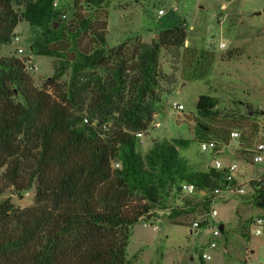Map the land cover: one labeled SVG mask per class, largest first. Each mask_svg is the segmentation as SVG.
<instances>
[{
  "label": "trees",
  "instance_id": "obj_1",
  "mask_svg": "<svg viewBox=\"0 0 264 264\" xmlns=\"http://www.w3.org/2000/svg\"><path fill=\"white\" fill-rule=\"evenodd\" d=\"M84 1L101 9L107 0ZM52 2L0 0V47L24 21L43 30L36 55L83 67V77L73 74L63 91L54 85L65 70L60 63L38 89L22 60L0 57V194L33 190L25 208L0 202V264H128L130 228L164 190L218 186L210 172L186 171L172 145L155 144L143 159L135 151L133 133L148 129L175 83L160 68L159 52L176 61L186 27L181 20L149 44L135 39L107 48L103 10L82 15L77 7L63 24ZM214 108L211 97L198 96V116L214 117ZM202 199L208 206L211 198ZM253 202L264 209V195Z\"/></svg>",
  "mask_w": 264,
  "mask_h": 264
},
{
  "label": "rangeland",
  "instance_id": "obj_2",
  "mask_svg": "<svg viewBox=\"0 0 264 264\" xmlns=\"http://www.w3.org/2000/svg\"><path fill=\"white\" fill-rule=\"evenodd\" d=\"M88 5L84 0H56L53 8L63 24L71 21L77 7L82 15L95 11L101 15L103 10L107 48L135 39L149 44L156 41L161 30L181 20L185 24L186 38L178 59L172 60L164 51L158 55L160 68L172 75L175 83L171 94L162 96L155 105L141 141L135 142L141 159L155 144L172 145L186 171L210 172L213 184L219 185L220 176L211 167V157L199 149L197 140L202 136L227 142L220 155L237 162L242 178L264 169V163L254 168L248 164L249 148L260 136L264 117V0H107L101 9ZM157 7L164 10L158 18ZM42 33V29L20 21L12 33L18 41L11 39L1 46L0 57L22 60L38 89H45L59 64L64 63L65 70L54 81L64 91L73 74L83 77V67L74 61L36 55L32 48L42 41ZM66 54L71 58L72 53ZM200 95L214 100V117L196 114L195 102ZM173 103L183 109H174ZM232 130L239 133L238 141L229 139ZM175 186L164 190L148 216L130 228L125 248L128 264H264V225L259 235L250 228L253 219H264L254 198L234 195L207 206L202 197L210 199L211 191H202L200 198L187 196ZM7 198L15 208L22 209L32 204L33 190L20 196L11 190L0 194V202ZM210 209L216 216L208 220V225L193 229L191 224L204 223ZM219 222L227 225L228 232L214 238L211 231ZM211 241L215 247L208 249ZM195 247L206 252L210 260L203 261L194 254Z\"/></svg>",
  "mask_w": 264,
  "mask_h": 264
},
{
  "label": "built area",
  "instance_id": "obj_3",
  "mask_svg": "<svg viewBox=\"0 0 264 264\" xmlns=\"http://www.w3.org/2000/svg\"><path fill=\"white\" fill-rule=\"evenodd\" d=\"M52 6H56V0H53ZM164 15V10L161 7L155 8V16L156 18ZM18 38L16 36L12 37V42H17ZM223 46V45H221ZM17 52H21L19 48H16ZM172 107L178 111L182 110L183 107L180 104L173 103ZM134 138L137 141H141L143 138V132L133 133ZM229 139L238 141L239 133L236 130H232L228 133ZM200 151L205 152L211 157V167L215 173L220 176V184L215 187L211 192V201L208 204L209 206L213 202H220L222 200L227 199L230 196H238L246 198H255L259 194L264 195V169L260 172L254 174L253 177L242 178L239 172V167L237 162L233 160H225L220 155L223 150L227 147L225 141L215 139L212 137H199L197 140ZM250 154L248 159V164L251 167L259 166L264 163V117H263V127L260 131V136L256 138L251 147L249 148ZM115 166H117L115 164ZM180 192L187 195H198L203 196L202 191H197L196 188L192 185H188L185 183L180 184ZM264 214V209H260ZM216 216V211L214 209H210L208 214L205 216L203 220L205 225H208V220L213 219ZM264 219L263 218H255L253 222L250 224V228H252L253 233L259 235L261 233V228H263ZM193 229L199 228V222H193L191 224ZM156 228V227H154ZM212 237L220 236V229L217 225L216 228L211 231ZM215 247V242L211 241L208 243V249H212ZM198 256L203 261L210 260V256L204 252H197ZM196 254V255H197ZM261 264V263H259Z\"/></svg>",
  "mask_w": 264,
  "mask_h": 264
},
{
  "label": "crops",
  "instance_id": "obj_4",
  "mask_svg": "<svg viewBox=\"0 0 264 264\" xmlns=\"http://www.w3.org/2000/svg\"><path fill=\"white\" fill-rule=\"evenodd\" d=\"M217 225L219 226L220 234L221 233H224V234L226 233L227 234V232H228L227 227H226L227 225L224 222H219ZM226 241L228 242V240H226ZM196 250H198V249L196 248Z\"/></svg>",
  "mask_w": 264,
  "mask_h": 264
},
{
  "label": "water",
  "instance_id": "obj_5",
  "mask_svg": "<svg viewBox=\"0 0 264 264\" xmlns=\"http://www.w3.org/2000/svg\"><path fill=\"white\" fill-rule=\"evenodd\" d=\"M157 37H158V35H157ZM197 253V250H196V248H194V254H196Z\"/></svg>",
  "mask_w": 264,
  "mask_h": 264
}]
</instances>
